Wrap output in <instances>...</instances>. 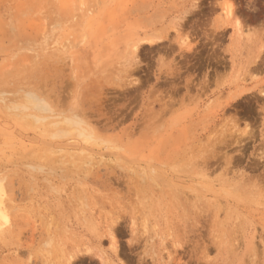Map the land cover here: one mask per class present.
<instances>
[{"label":"rangeland","instance_id":"obj_1","mask_svg":"<svg viewBox=\"0 0 264 264\" xmlns=\"http://www.w3.org/2000/svg\"><path fill=\"white\" fill-rule=\"evenodd\" d=\"M0 184V264H264V0H0Z\"/></svg>","mask_w":264,"mask_h":264},{"label":"bare ground","instance_id":"obj_2","mask_svg":"<svg viewBox=\"0 0 264 264\" xmlns=\"http://www.w3.org/2000/svg\"><path fill=\"white\" fill-rule=\"evenodd\" d=\"M32 95V94H31ZM29 97V96H28ZM31 97H34V96H31ZM35 98H36V100H37V97L35 96ZM35 98H33V100L32 101H35L34 99ZM40 101V100H39ZM39 103V102H38ZM41 103V102H40ZM33 104V103H32ZM35 104L37 105V103L35 102ZM81 131H79L78 130V133H80ZM65 133V134H64ZM61 134H62V136L63 135H67V132H60L58 135H60L61 136ZM3 193H4V189H3V187H2V185L0 184V202H1V199H2V195H3ZM1 206H2V204L0 203V228H1V226L2 225H4L5 223H6V221H7V217H6V215L4 214V212H3V210L1 209Z\"/></svg>","mask_w":264,"mask_h":264}]
</instances>
